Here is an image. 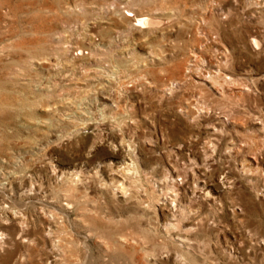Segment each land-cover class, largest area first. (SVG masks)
Masks as SVG:
<instances>
[{
    "label": "rangeland",
    "instance_id": "rangeland-1",
    "mask_svg": "<svg viewBox=\"0 0 264 264\" xmlns=\"http://www.w3.org/2000/svg\"><path fill=\"white\" fill-rule=\"evenodd\" d=\"M0 206V264H264V0H0Z\"/></svg>",
    "mask_w": 264,
    "mask_h": 264
},
{
    "label": "bare ground",
    "instance_id": "bare-ground-1",
    "mask_svg": "<svg viewBox=\"0 0 264 264\" xmlns=\"http://www.w3.org/2000/svg\"><path fill=\"white\" fill-rule=\"evenodd\" d=\"M136 20H137V22H139L140 24H144V23H147L148 20H150V19H148V18H137ZM149 22H150V21H149ZM149 22H148V23H149ZM252 43L257 45V40L253 38V39H252ZM229 78H230V77H229ZM0 208L3 209L2 206H0ZM0 230H1V229H0ZM3 231H4V230H3ZM3 231H2L0 234H4L5 232H3ZM9 234H12V232H9Z\"/></svg>",
    "mask_w": 264,
    "mask_h": 264
}]
</instances>
